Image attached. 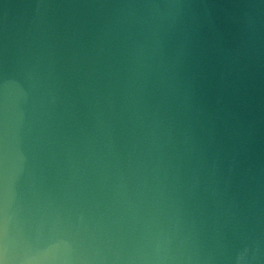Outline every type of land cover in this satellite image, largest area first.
I'll use <instances>...</instances> for the list:
<instances>
[{"label":"water","instance_id":"95a60500","mask_svg":"<svg viewBox=\"0 0 264 264\" xmlns=\"http://www.w3.org/2000/svg\"><path fill=\"white\" fill-rule=\"evenodd\" d=\"M0 264H264V0H0Z\"/></svg>","mask_w":264,"mask_h":264}]
</instances>
